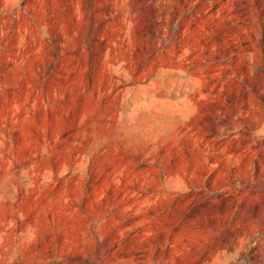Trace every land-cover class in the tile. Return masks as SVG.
Here are the masks:
<instances>
[{
  "label": "rangeland",
  "instance_id": "obj_1",
  "mask_svg": "<svg viewBox=\"0 0 264 264\" xmlns=\"http://www.w3.org/2000/svg\"><path fill=\"white\" fill-rule=\"evenodd\" d=\"M0 264H264V0H0Z\"/></svg>",
  "mask_w": 264,
  "mask_h": 264
}]
</instances>
